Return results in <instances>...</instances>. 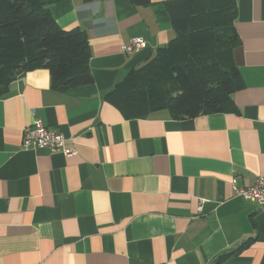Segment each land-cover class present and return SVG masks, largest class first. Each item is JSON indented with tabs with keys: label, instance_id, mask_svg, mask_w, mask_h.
Here are the masks:
<instances>
[{
	"label": "crops",
	"instance_id": "1",
	"mask_svg": "<svg viewBox=\"0 0 264 264\" xmlns=\"http://www.w3.org/2000/svg\"><path fill=\"white\" fill-rule=\"evenodd\" d=\"M166 1L49 6L87 33L94 82L59 91L36 69L0 98V264H264V205L235 190L264 176V0H236L235 112L126 119L105 95L174 38ZM36 121L75 154L24 149Z\"/></svg>",
	"mask_w": 264,
	"mask_h": 264
},
{
	"label": "trees",
	"instance_id": "2",
	"mask_svg": "<svg viewBox=\"0 0 264 264\" xmlns=\"http://www.w3.org/2000/svg\"><path fill=\"white\" fill-rule=\"evenodd\" d=\"M55 1L0 0V98L19 76L36 69L48 70L59 91L94 82L88 35L79 27L56 24L49 9ZM165 7L174 38L106 93V99L126 119L161 110L175 120L235 112L232 96L243 88L234 62L237 1L168 0Z\"/></svg>",
	"mask_w": 264,
	"mask_h": 264
},
{
	"label": "built area",
	"instance_id": "3",
	"mask_svg": "<svg viewBox=\"0 0 264 264\" xmlns=\"http://www.w3.org/2000/svg\"><path fill=\"white\" fill-rule=\"evenodd\" d=\"M147 43L141 38H135L130 44L124 45L122 51L125 54H135L147 49ZM66 138L62 133L48 129L40 121L26 127L23 130L22 146L24 149H50L53 152L63 151L67 156L74 153L71 149H65ZM236 196L264 205V176L259 177L255 185L251 187H238Z\"/></svg>",
	"mask_w": 264,
	"mask_h": 264
}]
</instances>
